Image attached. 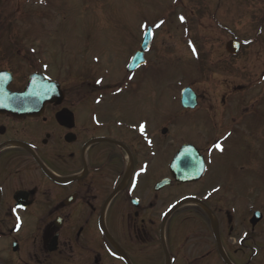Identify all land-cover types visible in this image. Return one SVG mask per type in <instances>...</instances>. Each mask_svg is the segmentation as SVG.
Returning a JSON list of instances; mask_svg holds the SVG:
<instances>
[{"label":"flooded vegetation","instance_id":"obj_1","mask_svg":"<svg viewBox=\"0 0 264 264\" xmlns=\"http://www.w3.org/2000/svg\"><path fill=\"white\" fill-rule=\"evenodd\" d=\"M30 32L0 36V86L7 95L22 94L34 74L57 84L45 103L0 102V240L10 244L0 264H228L225 259L264 264L258 230L264 219L252 224L256 205L242 214L241 188L232 180L223 186L222 177L215 183L210 179L204 190L181 197L174 192L199 182L159 185L171 178L175 152L189 143L164 135L170 129L162 127L159 104L145 99L146 76L155 68L151 72L146 63L128 72V42L106 45L107 54L98 62L93 54L67 59L60 40L56 59L55 39L36 37L35 44L42 42L36 46ZM50 55L54 59L46 60ZM137 108L155 113L153 128L146 120L131 123L130 113ZM205 109L209 123L210 106ZM182 110L189 124L186 119L197 109ZM247 112L221 124L224 151L214 144L207 148L209 155H221L222 165L206 161L207 169H214L211 178L225 167L221 158L238 130L254 136V113ZM19 219L34 228L27 241L15 232Z\"/></svg>","mask_w":264,"mask_h":264},{"label":"rangeland","instance_id":"obj_2","mask_svg":"<svg viewBox=\"0 0 264 264\" xmlns=\"http://www.w3.org/2000/svg\"><path fill=\"white\" fill-rule=\"evenodd\" d=\"M144 25L155 27L147 68L151 72L155 68V73L146 76L145 98L147 103L152 100L159 104L158 116L162 127L170 129L169 139L176 136L182 143H192L210 164L222 165L221 155L207 153L209 145L224 141L221 124L242 116L241 112L254 113V136L251 139L248 131L238 130L229 142L226 157L221 158L225 167L215 170L216 179L211 178L214 169H207V176L199 184L174 193L178 197L196 193L204 190L210 179L215 183L223 178V186L232 180L241 188L242 214L251 212L253 205L264 210V0H0V36H24L32 26L34 44L36 37L48 38L49 42L55 39L56 59L60 56V40L69 60L93 54L99 57H90L99 62L107 54L106 45L123 42H128L126 54L132 55L140 48L147 28ZM231 40L243 45L238 57L226 51ZM35 45H42L41 40ZM51 71L56 75L54 64ZM186 87L199 97V108L186 119L189 124L183 122L179 102ZM206 105L210 106L209 123L205 121ZM130 114L132 124L146 120L153 128V111L137 108ZM245 151L252 156L246 157ZM233 194L240 202L239 191ZM224 195L229 194L225 191ZM16 228L17 236L23 235L26 241L27 236L35 234L30 221L19 219ZM258 230L263 246L264 224ZM7 247L10 249V244L0 240V258L7 255Z\"/></svg>","mask_w":264,"mask_h":264},{"label":"water","instance_id":"obj_3","mask_svg":"<svg viewBox=\"0 0 264 264\" xmlns=\"http://www.w3.org/2000/svg\"><path fill=\"white\" fill-rule=\"evenodd\" d=\"M151 42V30L149 29L146 33L145 41L143 42L142 48L147 49ZM241 44L238 41H230L226 45V50L231 55H237L240 53ZM144 54L138 52L133 60L130 69L133 70L141 65L143 62ZM41 77L34 76L30 78L29 87L23 94L7 95V92L3 87L0 86V102L3 101H28L35 99V102L44 103L50 101L53 96V89L51 90L52 84L45 83L40 79ZM48 82V81H47ZM181 104L185 109H195L198 105L197 95L192 91L191 88L183 90L181 95ZM164 131L163 133H165ZM171 174L174 179L180 183H191L199 181L206 170V165L203 156L199 150L193 145L183 146L178 153L174 156L170 166ZM169 184V180L163 182L162 187ZM262 219V215L257 213L253 219V223L257 224ZM14 249H17L16 246Z\"/></svg>","mask_w":264,"mask_h":264},{"label":"snow or ice","instance_id":"obj_4","mask_svg":"<svg viewBox=\"0 0 264 264\" xmlns=\"http://www.w3.org/2000/svg\"><path fill=\"white\" fill-rule=\"evenodd\" d=\"M180 19H181V21H183L184 20V17H180ZM161 24L163 23V21H161L160 22ZM144 27H147V25H144ZM157 27H159V25H157ZM193 52H195V48H194V46H193ZM101 81H97V83H100ZM141 127V130L143 131V125H141L140 126ZM230 135V134H229ZM213 147L215 148V149H218V150H220V151H223V148H222V146H221V144L220 143H214V145H213Z\"/></svg>","mask_w":264,"mask_h":264},{"label":"bare ground","instance_id":"obj_5","mask_svg":"<svg viewBox=\"0 0 264 264\" xmlns=\"http://www.w3.org/2000/svg\"><path fill=\"white\" fill-rule=\"evenodd\" d=\"M175 211V210H174Z\"/></svg>","mask_w":264,"mask_h":264}]
</instances>
